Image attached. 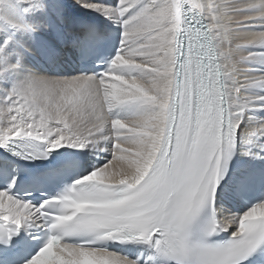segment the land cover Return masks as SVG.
Here are the masks:
<instances>
[{"label": "snow or ice", "instance_id": "snow-or-ice-1", "mask_svg": "<svg viewBox=\"0 0 264 264\" xmlns=\"http://www.w3.org/2000/svg\"><path fill=\"white\" fill-rule=\"evenodd\" d=\"M77 5L120 26L114 57L40 75L100 43ZM238 142L264 161V0H0V264H264V168L230 175ZM9 152L64 159L36 176ZM229 184L261 196L218 208Z\"/></svg>", "mask_w": 264, "mask_h": 264}, {"label": "bare ground", "instance_id": "bare-ground-1", "mask_svg": "<svg viewBox=\"0 0 264 264\" xmlns=\"http://www.w3.org/2000/svg\"><path fill=\"white\" fill-rule=\"evenodd\" d=\"M65 2L71 4V3H75V0H65ZM104 2L111 4L114 3V0H104ZM76 8L78 9V11H75L74 15L77 16L81 20V22H84L85 20L91 23L93 21L94 22L97 21L102 25L101 28L106 30L107 33L109 30H112L113 32L118 30L119 32L122 31L120 26H118L113 20L106 18L104 15L96 12H89L88 9L80 8L79 5H77ZM30 67L34 68L36 72L44 76L68 77V76H74L80 74L78 61L76 58V51L74 50V48H71V50L67 52V54L64 56L61 62L49 63L39 59H34L30 62ZM253 91L258 92V90H253ZM0 150L2 151V149ZM108 155L109 154L107 153L101 154L100 158L103 159V157ZM108 158H110V155L108 156ZM87 159L95 161L97 157L92 156L90 153ZM128 257L133 260L138 258L137 256H128Z\"/></svg>", "mask_w": 264, "mask_h": 264}, {"label": "rangeland", "instance_id": "rangeland-1", "mask_svg": "<svg viewBox=\"0 0 264 264\" xmlns=\"http://www.w3.org/2000/svg\"><path fill=\"white\" fill-rule=\"evenodd\" d=\"M119 31V30H118ZM109 156V155H108ZM93 159V158H92Z\"/></svg>", "mask_w": 264, "mask_h": 264}]
</instances>
